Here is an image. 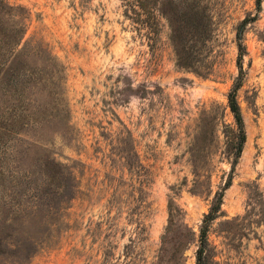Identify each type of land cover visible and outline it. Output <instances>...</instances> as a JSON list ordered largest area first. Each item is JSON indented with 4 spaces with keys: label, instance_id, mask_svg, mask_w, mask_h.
<instances>
[{
    "label": "rangeland",
    "instance_id": "1",
    "mask_svg": "<svg viewBox=\"0 0 264 264\" xmlns=\"http://www.w3.org/2000/svg\"><path fill=\"white\" fill-rule=\"evenodd\" d=\"M5 2L56 61L66 117L0 149V264H264V0Z\"/></svg>",
    "mask_w": 264,
    "mask_h": 264
},
{
    "label": "trees",
    "instance_id": "2",
    "mask_svg": "<svg viewBox=\"0 0 264 264\" xmlns=\"http://www.w3.org/2000/svg\"><path fill=\"white\" fill-rule=\"evenodd\" d=\"M260 4L261 0H256L257 11ZM21 11V8H12L5 0H0V149L6 144L8 158H13V152H17L15 148L22 140L19 138L20 131H40L44 127L60 123L66 117L57 63L41 44L22 42L25 25L19 15ZM255 20L256 16L244 18L236 30L238 76L227 95V106L238 129L236 157L241 153L245 141L236 100V93L242 85L243 58L246 53L243 33L245 27ZM35 92L43 95L39 94V98L38 94L34 96ZM43 167L46 173L59 176L63 174L62 166L54 159L47 157ZM221 198L222 194L216 195L213 206L203 217L200 227L201 243H205L208 224L220 210ZM202 252L203 249L200 248L198 258Z\"/></svg>",
    "mask_w": 264,
    "mask_h": 264
}]
</instances>
